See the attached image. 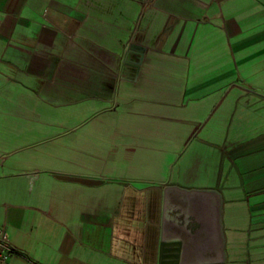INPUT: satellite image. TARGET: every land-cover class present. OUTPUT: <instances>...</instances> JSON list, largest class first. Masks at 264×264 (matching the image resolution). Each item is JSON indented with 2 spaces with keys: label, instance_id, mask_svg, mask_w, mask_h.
<instances>
[{
  "label": "crops",
  "instance_id": "crops-1",
  "mask_svg": "<svg viewBox=\"0 0 264 264\" xmlns=\"http://www.w3.org/2000/svg\"><path fill=\"white\" fill-rule=\"evenodd\" d=\"M167 185L264 264V0H0L10 264H158Z\"/></svg>",
  "mask_w": 264,
  "mask_h": 264
},
{
  "label": "water",
  "instance_id": "water-1",
  "mask_svg": "<svg viewBox=\"0 0 264 264\" xmlns=\"http://www.w3.org/2000/svg\"><path fill=\"white\" fill-rule=\"evenodd\" d=\"M130 51L138 49L131 45ZM136 63V67H137ZM223 198L216 189H162L158 264L226 262Z\"/></svg>",
  "mask_w": 264,
  "mask_h": 264
},
{
  "label": "built area",
  "instance_id": "built-area-1",
  "mask_svg": "<svg viewBox=\"0 0 264 264\" xmlns=\"http://www.w3.org/2000/svg\"><path fill=\"white\" fill-rule=\"evenodd\" d=\"M16 251L10 244L3 228H0V264H10V259Z\"/></svg>",
  "mask_w": 264,
  "mask_h": 264
}]
</instances>
